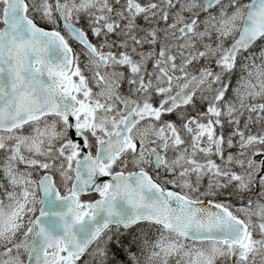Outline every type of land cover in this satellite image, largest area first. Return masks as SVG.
Returning <instances> with one entry per match:
<instances>
[{
    "label": "snow or ice",
    "instance_id": "6c2138e0",
    "mask_svg": "<svg viewBox=\"0 0 264 264\" xmlns=\"http://www.w3.org/2000/svg\"><path fill=\"white\" fill-rule=\"evenodd\" d=\"M0 264H264V0H0Z\"/></svg>",
    "mask_w": 264,
    "mask_h": 264
}]
</instances>
